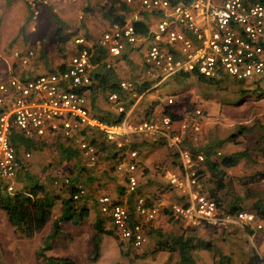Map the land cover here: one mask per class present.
<instances>
[{
    "label": "built area",
    "instance_id": "1",
    "mask_svg": "<svg viewBox=\"0 0 264 264\" xmlns=\"http://www.w3.org/2000/svg\"><path fill=\"white\" fill-rule=\"evenodd\" d=\"M127 6L138 7L139 13L162 15L149 29L151 44L145 49V78L154 85L165 77L193 76L219 82L230 78L247 86L264 82V0H122ZM134 21L113 24L104 32L97 46L104 50L102 63L111 68V60L121 57L127 46L142 47L148 37L135 32ZM78 47L64 68L32 77L10 76L0 82V195L17 194L19 177L31 158L28 150L20 154L11 145L13 133L31 142L47 136H59L63 143L77 148L89 163H96L100 153L85 133L96 130L118 153L115 169L125 176V193L133 196V213L108 196L96 199L99 213L108 218L118 242L124 247L142 249L148 241L147 225L159 215V208L138 194L136 150L130 149L131 139L145 135L158 138L178 156L183 179L168 177L169 185L183 199L170 207L169 217L188 228L225 229L229 226L249 228L256 217L246 211L229 213L199 191L197 166L205 160L195 154L188 143H195L201 126L193 120L175 123L166 114L157 119L132 122L118 103L116 94L108 97L118 113L119 122L105 123L91 116L86 90L92 82L97 65L91 61V47L84 38H76ZM90 50V51H89ZM33 53H29L32 56ZM26 63V61H23ZM113 63V62H112ZM123 91L131 92L129 83L121 82ZM144 94L133 98L141 99ZM173 105V99H167ZM220 155L219 153L217 154ZM64 184L72 191L75 202L85 196L84 186ZM73 188V189H72ZM261 226L257 225V229Z\"/></svg>",
    "mask_w": 264,
    "mask_h": 264
},
{
    "label": "rangeland",
    "instance_id": "2",
    "mask_svg": "<svg viewBox=\"0 0 264 264\" xmlns=\"http://www.w3.org/2000/svg\"><path fill=\"white\" fill-rule=\"evenodd\" d=\"M93 1L0 0V82L6 81L8 76H26L33 65L42 64V60L67 63L76 52L73 43L77 35L82 36L90 47L95 46L99 38L93 42L89 34L91 27L89 30L88 23L85 24L87 18L92 19L97 13V8L94 5L91 6ZM159 19L160 17H157L154 20ZM59 33L70 36L68 43L63 47V54L58 52ZM146 43L141 48L142 52H145L151 44L149 37ZM29 53H33V56H29ZM49 56L55 59H50ZM143 80L146 79H140L137 83H142ZM237 86L241 85L230 78L209 84L193 76L165 77L155 86L154 92L139 101V104L144 106L139 113L140 117L143 116L153 103H157L156 106H160V115L151 116L149 120L159 118L165 110L175 113L174 121L178 124L185 121L190 122L193 120L194 112L200 110L202 115L194 118L205 133L197 144L208 143L216 148L213 155H216L217 159L223 157V153L245 152L246 156L240 160V170L245 175L244 186L248 191L254 190L257 193L260 189L259 183H249V180L260 181L259 174L264 173V160L260 153V149H264V97L244 98L238 102L237 97L231 94V89ZM168 98L173 99V105L166 104ZM232 135H235V142L228 143L227 139ZM46 138H52L56 143L51 145L31 142L30 148L27 149L31 154L28 173L53 194L69 197L70 188L64 184V180L68 179L71 184L82 186L83 182L73 179V172H69L73 168L72 164L65 160L68 157L71 158L69 153L74 155L72 158L76 161L86 159L81 158V153L75 147L70 148V151H65V157L60 156V150L57 148L63 146L59 143L63 140L59 136H47ZM55 145L59 146L55 147ZM228 145L230 148L221 152L222 147L225 148ZM218 153L221 155L218 156ZM36 159H38L37 162ZM138 163L139 158L137 166ZM135 174L138 175V172L136 171ZM123 180L125 182V176ZM21 187V185L17 186V191L21 192ZM79 205L81 203L76 204L77 207ZM60 207L61 204L59 206L58 202L57 213H60ZM249 213L256 217L254 212ZM108 222L106 219L102 220L103 228L108 226ZM257 225L261 228L257 229ZM108 228L112 230L111 226ZM10 229L12 227L5 213L0 210V264H3L5 254V264H36V254L45 246L44 239L41 241V237L36 234L37 236L33 238L20 237L15 240L12 238ZM85 229L89 236V226ZM249 230L254 232L252 239L256 245L259 242L264 243V218H257L250 224ZM73 231L75 238L79 236L78 239H74L73 242L66 240L60 234V237L46 243L48 250L44 252L45 255L69 258L74 261V264H91L88 261L92 251L91 243L79 235L81 230L75 228ZM100 249L102 256H99L100 259L96 264H130L129 251L124 250V254L120 255L118 243L114 238L102 237ZM134 264H149V261L137 259ZM168 264H175V261L169 258Z\"/></svg>",
    "mask_w": 264,
    "mask_h": 264
},
{
    "label": "crops",
    "instance_id": "3",
    "mask_svg": "<svg viewBox=\"0 0 264 264\" xmlns=\"http://www.w3.org/2000/svg\"><path fill=\"white\" fill-rule=\"evenodd\" d=\"M93 5L97 8V13L92 19L87 18L85 24L86 22L88 23L89 30L91 27L90 30L91 32L89 34H90V38L94 42L95 40L100 38V36L104 32H106L113 23H111L109 20L105 18V14L108 12V7H109V3H107V0H94L93 3H91V6ZM138 9H139L138 7H129L127 11L128 13L126 14L125 23L127 21H134V20H136L135 22L137 21L142 22L141 25L143 26L144 31L140 27L139 29H141L143 32L138 35L143 37H148L150 32L148 28H153L162 18V15L157 13L147 14L142 12L139 13V15H137ZM157 17H160V19L158 21H155L154 19H157ZM74 38L76 39L83 37L77 35ZM73 44L75 46V50H77L78 47L75 45V43ZM145 44L147 43H144L143 45ZM87 46H89L88 43ZM63 47L64 46H62V48ZM142 47L127 46L122 52L120 58L116 60H111L110 69L112 73L117 76L119 82H126V83L131 82L137 86L139 84L137 82L140 81V79H146L145 78L146 67L143 62L144 52L141 51ZM139 51L142 52L141 55H139ZM49 58L55 59L50 56ZM42 61H43L42 64H38V63L34 64L32 69H30V71H28V73H26V76L24 77H32L36 74L39 75L47 71L64 68L65 64L68 63V62L60 63L59 61L60 63L59 64L58 61L55 60H52V62L50 60H42ZM95 70L92 73V77H95L97 74L99 75L101 74L100 69L96 71ZM103 71L105 72L104 69ZM155 86L156 85L153 84L150 90L143 93L144 96L141 97V99H135L133 100V102H132L133 96L130 97L131 95H129V98L128 97L126 98L123 97L124 99L122 98L123 104L128 105V108L126 106L125 114L126 116L129 117V119L132 122L133 121L138 122L140 120H143V118L149 119L151 118V116L157 117V115L160 113L159 112L160 106L159 107L155 106L154 109L151 110L152 113H150L151 114L150 117H147V114L150 111V109L149 111L144 112V115L141 117L139 113L140 109L144 107L143 105L139 104V101H141L142 98L147 97L150 93L154 92ZM106 95L107 92L101 91V89L98 87L97 84L91 85V87H89L86 90V97L91 110V116L105 123L112 122L116 120L118 116H120V113H118L117 110H115L114 105L107 101ZM166 112L171 113L170 111H166ZM171 114L172 116L175 115V113H171ZM87 130H89L90 132L88 134L85 133L86 141L89 142L95 141L96 143H102L104 141L102 136L96 130L94 129H87ZM204 133L205 131L201 129L197 142L188 143V147L192 149V152L194 150L195 154H202L204 158H205V152H211L212 153L211 154L212 156H210L211 159L218 160L216 158V155H213L214 154L213 152L215 151L216 148H213V146L209 145L208 143L197 144L198 141H200L201 138H203ZM34 143L35 144L47 143L53 145V143L56 142L52 138H46V139L44 138L34 141ZM51 145L50 147L54 148V146ZM62 145L63 146L55 145V147L59 146L57 149L60 150L59 152L60 156L62 155L61 149L62 152L64 150L70 151V148L74 149L73 146L70 145L69 143L68 144L63 143ZM109 147L111 148V154H109V156H106L105 154H100L99 159L96 161V163L93 164L89 163L86 160L76 161L73 158H67L65 160L69 162V164H72L73 168L70 169L69 172L70 171L73 172L74 174L73 179L78 180V182H83V186L86 189V193L82 203L88 211L87 218L77 226H74L71 223L61 224V235H63L66 240H70L74 242V239H78L79 236L75 238V232L73 231L75 228H77L78 230H81L79 235L81 237H85V241H89L91 243V240L95 234L93 230V225L98 221L102 222L103 219L109 221L108 218L102 216L98 211L96 199L100 196H108L112 198L114 201L124 204L129 208L130 212L133 213L134 198L133 196H127V194L125 193L124 186L126 185V182H124L123 180L124 176L118 173L115 169V165L118 160V153L116 152V150L112 145ZM63 148L65 149L63 150ZM129 148L136 150L139 155L138 157L139 163L136 170L138 172V175L135 174V176L138 179L137 191L138 193H140V195L147 197L151 203L155 204L159 208V215L156 217L154 221H152L147 225L148 241L145 244V246L142 249H138V250L133 249L130 246L129 249H127L129 251L130 264H134V262L137 261V259L139 261L147 260L149 261V264H165V263L168 264L169 258L173 259V261H175L176 263L178 261L177 255L158 251L157 244L159 241L162 242L166 238L172 236L184 235L186 237V235H188L189 233H191L192 235H197V237L201 238L202 240L211 242L225 256H228L230 258L231 264H248L249 259L254 254H257L260 257H264V243L259 242L258 245H256L252 239L254 232L249 230V228L244 229L239 226H229L225 229L205 228L202 226L196 228H188L183 224H177L170 221V217H169L170 207L174 204L183 203V199L181 198V195L178 193V191L175 188L170 186L168 182V177L170 175H177L179 178L183 179L182 176L183 174L181 173V170L178 165L179 164L178 159L165 147L164 143L160 141L158 138H151L145 135L136 136L133 139H131ZM229 148L230 145H228V147L225 148L222 147V150L221 149L220 150L221 152H225ZM225 154L229 155V153H225ZM225 154L223 153V155ZM141 156L143 158H140ZM37 161L38 159H36V162ZM240 166H241V161H239L233 167L221 168L224 172V176L222 178V181L224 183V189L216 194V198L218 199L220 198L224 206H228V207H230L229 205L236 206L238 210L245 209V211L252 212L254 211L253 206L255 202L259 200L260 201L264 200V178L260 181H258L257 179L249 180V183L255 184L256 182H258L260 189L259 191H257V193H255L254 190L248 191L247 187L244 186L245 181H243V179L245 175L243 172H241ZM204 173H205V177L199 180L198 188L201 193L207 196L212 194L211 189L213 188L212 185L213 183L210 182L212 181L211 174L207 170H205ZM57 206H58V202L55 203L54 205L53 214L50 222L44 227V229L40 232V234H37L41 237V241L42 239H45L49 234L51 223L55 219H57L61 214V211L60 213L56 212ZM59 206H60V202H59ZM108 223H109L108 226L110 227L111 226L110 221ZM102 225L104 226V224ZM88 226L90 229L89 236H88V232L85 229ZM108 226L105 227L104 229L110 231ZM10 232L12 234L13 239L16 240V238H19L18 236L15 235L13 228L10 229ZM5 255L3 257V264L6 263ZM47 255H49V257L51 256L50 254ZM133 256H134V260H133ZM194 260L196 264L213 263L211 255L203 250H199L195 252Z\"/></svg>",
    "mask_w": 264,
    "mask_h": 264
},
{
    "label": "trees",
    "instance_id": "4",
    "mask_svg": "<svg viewBox=\"0 0 264 264\" xmlns=\"http://www.w3.org/2000/svg\"><path fill=\"white\" fill-rule=\"evenodd\" d=\"M178 1L179 0H173V3ZM107 3H109V7H108V12L105 14V18L113 24L124 25L126 20V14L128 13L127 11L130 6H127L125 3L122 2V0H107ZM141 24L142 22L140 21L133 23L135 32L137 34H141L144 31L143 26ZM140 27L142 28L143 31L139 29ZM69 38H70L69 35L65 36L59 33L57 46H58V52L60 54H63L62 46H64L69 41ZM104 58H105L104 50L99 48L97 45L92 46L91 61L94 65H97L96 70L100 69L101 74L100 75L97 74L95 77H92L93 83L91 82L90 87L91 85L97 84L98 87L101 89V91L107 92L106 95L107 101L109 95L116 94L118 97V103L122 104L121 106L124 108L125 111L126 106L128 108V105L123 104V99L126 97L129 98V95H131L130 97H132L133 94H136L137 96L142 95L144 92L148 91L152 87L153 82H149L146 79L143 80L142 83H139L137 86L134 85L133 83H129L132 87V91L131 92L123 91L120 88L121 82H119L117 76L112 73L111 69H107L105 65L102 63ZM103 69L105 70V72L103 71ZM203 81H206L209 84L215 83L207 80H203ZM239 84L241 86H237L236 88L231 89L232 91L230 90L231 94H233V97H237L238 102L240 100H243L244 98L264 97V89H263L264 82L258 84L257 86H247L242 83ZM133 100H135V98L132 97V102ZM156 105L157 103L152 104V106L150 107V111L147 114V117H150L151 115L150 113H152L151 110L154 109ZM163 114L169 115L173 119L175 118L169 112L164 111ZM123 117L124 114L120 113V116H118L116 120L112 122H107V121L106 122L107 123L119 122L122 120ZM234 137L235 135L230 136L227 139L228 143L235 142ZM10 142L18 154L30 148V144H31L29 140L23 138L21 135L16 133H13V135L10 138ZM91 143H93V145L97 148L100 154H105L106 156H109V154H111V148L109 147L111 145L109 143L105 141H103L102 143H96L95 141H92ZM65 151L66 150H64L63 153L61 149V153L63 156L67 152ZM193 153H195L194 150ZM260 153L264 160V149H260ZM211 154H212L211 152H205L204 162L196 167L198 171L199 180L205 177V173H204L205 170H207L211 174L212 181L210 182L213 183L212 184L213 188L211 189L212 194L207 195V197L214 200L220 208L224 209L229 213L245 211V209L238 210L236 206H231V205H229L230 207L224 206L222 204V200L220 198L219 199L216 198V194L224 189V183L222 181L224 172L221 168L233 167L240 160H242L244 156H246L245 152L230 153L229 155L228 154L223 155V157L220 158L221 160L218 159L219 161L211 159L210 157L212 156ZM174 155L178 159V156L176 154ZM69 156L72 158L74 155L72 153H69ZM178 163H179V159H178ZM28 164L27 167L23 168L18 181L19 184L22 186L21 187L22 191L21 192L17 191L18 193L15 194L14 196L0 195V210L5 213L8 223L14 229L15 235L19 236V238L22 237L29 239V238H33L36 234H39L44 229V227L50 222L53 214L54 205L55 203L60 202L61 214L57 219H55L51 223L50 232L47 235V237L43 240L45 246L41 249L40 252L36 254V261H37L36 264H74V261L72 259L63 258V257H52V256L49 257L46 256L44 252L48 250L46 243L52 239L57 238L61 234V224L71 223L72 225L77 226L87 218L88 211L82 203L83 198L80 199V201L78 202L73 201L72 200L73 191L71 189L69 190V197L68 196L60 197L59 195L53 194L51 191L46 189L42 184H40L35 177H33L28 173L27 170ZM259 175H260V180H262L264 178V173H261ZM78 203H81V205L77 207L76 204ZM253 210L254 211L252 212H254L257 217L264 218V200L263 201L259 200L255 202L253 206ZM170 221L176 223L171 218ZM93 230L95 234L91 240L92 251H91V256H89L88 258V261L91 264H96L99 260V256L101 252L100 249L101 238L104 236L113 237L117 241L120 255L124 254L123 253L124 250L129 249V247H124L120 242H118V239L115 233L113 232V230L111 231L105 230L101 222L99 221L96 222L93 225ZM146 234H148V230L146 231ZM157 246H158L157 249L160 252L176 254L178 261L175 264H196L194 260V254L199 250H203L211 255L213 261L212 264H231L230 258L228 256H225L211 242L202 240L201 238L197 237V235H192L191 233L186 235V237L184 235H179V236H172L166 238L162 242L159 241ZM248 264H264V257H260L257 254H254L249 259Z\"/></svg>",
    "mask_w": 264,
    "mask_h": 264
},
{
    "label": "clouds",
    "instance_id": "5",
    "mask_svg": "<svg viewBox=\"0 0 264 264\" xmlns=\"http://www.w3.org/2000/svg\"><path fill=\"white\" fill-rule=\"evenodd\" d=\"M180 78V77H179ZM150 90V89H149Z\"/></svg>",
    "mask_w": 264,
    "mask_h": 264
}]
</instances>
